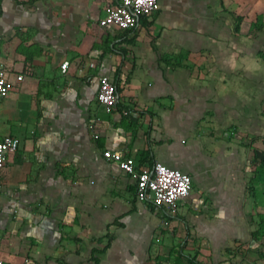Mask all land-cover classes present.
<instances>
[{
	"label": "crops",
	"instance_id": "0c3cea01",
	"mask_svg": "<svg viewBox=\"0 0 264 264\" xmlns=\"http://www.w3.org/2000/svg\"><path fill=\"white\" fill-rule=\"evenodd\" d=\"M237 1L157 0L123 30L99 26L117 0H0V140H18L0 178V260L264 264L247 191L264 150V72L229 62L264 67V20ZM101 76L117 88L110 110ZM105 150L189 175V196L175 211L138 201Z\"/></svg>",
	"mask_w": 264,
	"mask_h": 264
},
{
	"label": "built area",
	"instance_id": "2783aa9c",
	"mask_svg": "<svg viewBox=\"0 0 264 264\" xmlns=\"http://www.w3.org/2000/svg\"><path fill=\"white\" fill-rule=\"evenodd\" d=\"M158 8L157 0H117L114 8L108 9L106 16L99 21L100 27H115L128 30L135 27L141 16H148ZM94 63L89 64L93 68ZM69 62H62L60 69L66 73ZM79 74L83 69L78 70ZM19 79L21 76L18 77ZM6 93V82L3 65L0 62V97ZM97 101L107 110L116 107L118 96L115 83L108 76H101L97 92ZM124 115L130 112L123 110ZM18 148V140L13 137H4L0 140V178L5 166L6 156L9 152H15ZM103 157L107 162L116 163L136 184L135 196L138 201H149L155 207H165L175 211L179 202L185 200L191 191V177L177 169L155 162L149 167H139L132 157H127L120 152L105 150ZM0 264H6L0 260ZM163 264H171L166 262Z\"/></svg>",
	"mask_w": 264,
	"mask_h": 264
},
{
	"label": "rangeland",
	"instance_id": "374dc122",
	"mask_svg": "<svg viewBox=\"0 0 264 264\" xmlns=\"http://www.w3.org/2000/svg\"><path fill=\"white\" fill-rule=\"evenodd\" d=\"M237 7L243 17L249 16L254 22L261 20V18L264 20V0H238ZM260 156V158L255 157L251 162L250 176L247 183V187H250L254 193V195L250 193L249 195L255 203L254 209L258 224L262 221L260 216H264V164L261 162V159L264 160V150ZM261 259L256 258L257 262H260Z\"/></svg>",
	"mask_w": 264,
	"mask_h": 264
},
{
	"label": "clouds",
	"instance_id": "9594fccd",
	"mask_svg": "<svg viewBox=\"0 0 264 264\" xmlns=\"http://www.w3.org/2000/svg\"><path fill=\"white\" fill-rule=\"evenodd\" d=\"M232 66V70L235 71L237 68L242 67L244 71L250 72L252 74H257L264 72V67L258 62L257 59L245 58L240 64L234 62V60L229 61Z\"/></svg>",
	"mask_w": 264,
	"mask_h": 264
},
{
	"label": "trees",
	"instance_id": "16d2710c",
	"mask_svg": "<svg viewBox=\"0 0 264 264\" xmlns=\"http://www.w3.org/2000/svg\"><path fill=\"white\" fill-rule=\"evenodd\" d=\"M261 162L264 164V160L263 159H261ZM247 191L251 195H254L253 190L250 187L249 188L247 187ZM263 217L264 216H262V215L260 216V219H262V221H260V223L258 224V229L256 230V232L259 233V234H264V220H263Z\"/></svg>",
	"mask_w": 264,
	"mask_h": 264
}]
</instances>
